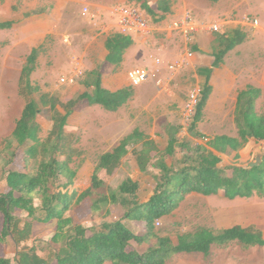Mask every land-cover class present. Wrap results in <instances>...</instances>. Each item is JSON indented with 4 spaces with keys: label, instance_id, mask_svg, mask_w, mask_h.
Segmentation results:
<instances>
[{
    "label": "trees",
    "instance_id": "16d2710c",
    "mask_svg": "<svg viewBox=\"0 0 264 264\" xmlns=\"http://www.w3.org/2000/svg\"><path fill=\"white\" fill-rule=\"evenodd\" d=\"M218 2L219 0H209ZM13 22H0V30L11 28ZM223 39V38H222ZM248 39V34L236 28L232 36L224 38L225 45L217 54L215 66L219 67L224 57L236 46ZM133 43L132 38L121 33L108 38L107 61L119 64L127 48ZM41 47L34 48L27 57L20 77V94L26 98L21 117L12 132L10 142L16 140L18 146H26V150L18 151L17 147L10 152L0 148V175L6 178L9 190L0 192V242L6 243L14 237L17 243L31 238L33 223H48L57 220L56 231L51 242L60 245L48 259L39 256L37 245L20 254L15 261L19 264H166L177 253H202L208 257L213 245H227L237 241L246 248L264 246L262 232L252 231L241 225L226 228L218 233L203 230L192 236H181L175 244L170 237H162L156 232L159 219L172 214L190 193L196 192L210 196L224 191L225 197L249 198L255 193H264V158L260 166L250 168L233 164L221 167V157L207 146L192 145L182 141L176 130L162 133L168 137L165 150L135 130L125 137L112 152L103 154L91 177L89 188L80 192L70 191L75 184L77 170L72 164L76 156L81 155L77 148L79 137L66 131L71 114L77 112V105L87 100L89 105H101L109 111H118L129 102L134 95V87H126L116 92L106 89L102 84V72L97 71L95 79L86 84V89L78 97L67 101L59 100L53 95L41 92L39 85L31 80L37 69ZM207 82L202 88V100L190 130L201 136L197 131L203 110L207 106L212 92L210 77L212 69L205 71ZM94 86L93 92L88 88ZM41 92V93H40ZM40 93V98H34ZM261 89L249 86L241 91L236 110L238 136H216L209 145L220 152L230 154L245 146L250 138L264 139V112L259 113L257 100ZM58 105L64 109L60 112ZM43 111L53 113L49 120L53 121V129L48 140L41 141L42 125L39 115ZM136 156L138 165L143 172L148 167L156 168L155 190L147 202L139 201L140 183L130 176L112 189L109 193H101L105 180L101 172L112 174L130 153ZM42 152V160L34 173L29 170L30 159ZM182 152L179 163L168 158ZM40 152V153H41ZM157 152L155 157L152 153ZM155 160V161H154ZM154 161V162H153ZM152 162V163H151ZM60 185L62 188L60 189ZM101 193V194H100ZM91 198L90 209L95 214L110 215L112 205H121L123 215L116 221H105L100 228L89 229L83 224H75L71 216H66L70 209L79 208L83 202ZM39 199L41 204L35 205ZM27 212L25 219L16 212ZM143 222L144 230L137 233L128 222ZM154 240V242H152ZM151 242L148 248L140 252L134 244L143 245ZM11 258L0 256V264H13Z\"/></svg>",
    "mask_w": 264,
    "mask_h": 264
},
{
    "label": "rangeland",
    "instance_id": "374dc122",
    "mask_svg": "<svg viewBox=\"0 0 264 264\" xmlns=\"http://www.w3.org/2000/svg\"><path fill=\"white\" fill-rule=\"evenodd\" d=\"M221 2L223 3L222 7L224 8L226 6L229 10V14L226 16L223 12L218 17L220 18L219 21H227V23L232 21L233 24L232 27L226 28L228 29L227 34L214 32L217 36L216 42H214V48L217 51L216 54L221 48L225 47L221 43L226 38L223 35L232 36L236 28H240L247 33L248 39L231 51L226 56L221 69L217 70L220 74L213 79L212 94L203 113L202 121L197 129L201 136L194 134L190 130V125L185 123L182 116L189 91L194 87L202 89L204 85L202 81L198 80L199 77L195 75L196 72L190 69L189 63L179 68L178 73L176 72L177 74L187 72L181 78L170 74L162 75L170 83V88L173 90L172 93L170 91H163L164 87L157 85L154 80H149L152 82L150 85L152 87L150 89L151 93L141 95L138 99L134 98L126 108L128 115L130 114L132 119L127 123L130 124L131 129L136 127L143 132L153 133L157 137L161 149H164L167 145V139H160L156 135V130L166 127L167 123H169L168 119L163 120L160 118L163 115L173 117L174 123L178 125L174 128L177 129L178 137L182 141H186L192 145H208V142L215 135L219 134L236 135L238 131L235 122L237 94L248 84L256 85L262 89V95L258 102V110L260 113L264 112V0H222ZM246 15L253 19H258L259 25L256 27L246 25L244 22V16ZM66 38L65 35L61 37L49 35L44 46L47 47L48 51H53L57 46L58 48L63 46V51H65L67 47L71 46L66 42ZM2 40L0 46L4 49L2 54H0V148H4L7 153L15 147H17L18 151L28 148V145L19 147L16 140L9 141L12 138V132L21 117L27 101L20 94L19 81L20 69L25 54L21 55L18 60L12 61L6 52L9 46L12 45L11 40L7 36L3 37ZM46 60L48 70L42 74L41 79H49L50 81L49 83L43 84L45 87H40L41 92L49 93L59 100L67 101L78 97L86 89V84L95 79V73L92 77L91 74L88 75V72H83L84 75L82 78L74 85L62 84L60 79L74 71L65 72V69H62L64 65L63 58H61L59 63L52 56H49ZM179 88H181L179 97L175 101L173 100V104H171L172 102L168 103L166 100H162L163 95L166 94L169 98V94L176 93ZM40 93L35 94L34 98L39 100ZM58 109L62 113L65 112L61 105H58ZM76 111L75 115L77 118L74 120L75 124H80L81 126L87 125L89 132L97 129L101 115V109L99 107L91 106L87 100H82L77 105ZM136 111L142 113L143 120L134 121ZM52 115L53 113L50 111H43L39 115V121L42 125L40 133L41 141L48 140L52 132L54 124L53 121L49 120V117ZM86 134L87 132H84V139L86 138ZM79 135L81 133L76 136L79 137ZM80 138H82V135ZM81 148L83 149H81V155L74 158L72 166L77 171H86L85 160L90 159L92 163H95L97 155H100L101 152L92 151L90 145H84ZM40 152L30 159L29 170L32 173L36 171L42 160V152ZM258 153H264V140L253 141V138H251L239 151L230 154H221V162L219 165L221 167H228L237 164L247 167L252 162H255ZM135 157L132 154V149H130V153L126 157V164L118 168V170H115L112 174H107L106 172L100 173V176L105 180V186L100 191L101 193H109L112 189H116L123 179L132 175L133 179L140 183L141 192L139 194V201L147 202L152 197L156 185L154 174L158 173V170L149 165L148 171L143 172L137 164ZM181 157L182 152L179 151L174 159L169 157L168 162L175 160L179 163ZM0 164H3V162H0ZM94 169L91 166L87 169L90 177ZM61 188L62 185H60ZM219 200L216 199L214 204L219 205ZM233 201L227 202L233 204L227 207L225 210L227 211L226 214L215 211L223 202L215 207V209L212 207L209 209V207L205 206H199L198 208L184 206V208H178L172 214L157 221L156 232L162 237L172 238L175 244L178 243V238L181 236L196 235L198 232L206 229L218 233L220 230L217 229L236 224L252 231H260L264 235V193H255L252 197L238 198ZM90 202H92V199L88 198L85 204L75 212L76 221L82 222L89 229L100 228L105 221H116L114 218L115 215L117 216V220L122 216L115 208H113L107 217L102 214H95L90 209L88 204ZM218 219L221 221L218 222ZM218 223L221 224L219 225ZM129 225L133 231L137 233L143 232V223L129 222ZM53 230V223L48 225L41 224L39 230L36 232L34 242L37 245V252L45 258L53 255L54 250L60 249V245L51 242ZM150 244L151 242L143 245H134L140 252H143ZM106 264L112 263L108 261ZM166 264H264V246H251L246 248L243 244L234 241L222 246L213 245L212 253L208 257L195 252L177 253Z\"/></svg>",
    "mask_w": 264,
    "mask_h": 264
},
{
    "label": "crops",
    "instance_id": "0c3cea01",
    "mask_svg": "<svg viewBox=\"0 0 264 264\" xmlns=\"http://www.w3.org/2000/svg\"><path fill=\"white\" fill-rule=\"evenodd\" d=\"M221 1L222 0H219L214 3L209 0H0V22H13L11 28L0 30V42L3 41V37L6 36L11 40L12 45L9 46V49L6 52L12 61L16 59L18 60L21 55L25 54L22 67L20 69V77L27 57L30 55L31 51L34 48L41 47V52L37 62V69L33 72L31 77L32 82L39 85L41 88L45 87L43 84L49 83L50 81L49 79H41L42 74L48 70L46 59L49 58V56H52L57 63H59L61 58H63L64 65L62 66V69L64 68L65 72H75L79 69L84 73L88 72V75L91 74L93 77L94 73L101 71L103 86L110 91L116 92L131 86L128 73L132 68L138 66L149 67L150 69H159L162 75L170 74L175 77H183L187 74V72L177 74L180 69L170 71L168 69V64L176 63L182 60L185 54L189 53V51L193 53V56L188 59L190 69L196 72L195 75L199 77L198 80L202 81L204 85L207 82V75L205 74V71L212 69L210 84L213 86V79L220 74L217 70L221 69L224 62L223 61L219 67L215 66L217 51H215L214 42H216L217 36L213 31H203L202 33L196 35L193 39L189 40L185 35L175 30L172 23L176 21H183L188 13L192 14L198 22L205 21L212 23L219 21L220 18L218 17L221 16L223 12L226 16L229 14V10L226 6L224 8L222 7L223 3ZM121 6L139 7L150 20V31L146 35L135 34L134 36H131L130 38H132L133 43L125 51L122 61L119 64H112L107 61L110 53L107 48V41L110 36L119 33L118 15L115 11ZM85 8L88 9L87 13L84 12ZM232 24V21L228 23L226 22L219 33L227 34L228 29L226 28L232 27ZM49 35H55L57 37L65 35V37H67L66 42L71 46L67 47L65 51H63V46L59 48L57 46V48L55 47L53 51H48L44 44ZM223 36L229 37L228 35ZM3 49L4 48L0 46V54H2ZM230 52H228V54ZM228 54L226 56H228ZM226 56L224 57V60ZM157 60H159V64L156 63ZM151 84L152 82L147 81L138 86H133V98L118 111L106 110L98 104L92 105L101 109L100 123L95 131L89 132L87 125L81 126L80 124H75L74 120L77 118L75 112L71 114L68 120V125L66 126V131L70 134H74L75 136L81 133L82 138H80L81 135H79V142L76 145L77 148L81 150V146L90 145L92 151L101 152L100 155H97L95 163H92L90 159L85 160L84 164L86 171H77L75 184L70 187L71 192L76 189L83 192L89 188L92 174L90 177L87 169L90 168V166L95 168L103 154L112 152L117 146H119L120 142L125 137L133 133L135 130L141 131L147 139L154 141L160 148L158 139L153 133L143 132L136 127L131 129L130 124H127L131 119V115H128L126 109L127 106L130 105L134 98L138 99L141 95H148L151 93ZM249 86L260 88L253 84H248L243 87V89H241L237 94L236 110L239 93L247 89ZM93 89L94 86H90L88 88V90H90L89 92H93ZM180 90L181 88L177 89L174 94H171L173 90H170L171 93L169 94L170 96L168 95L169 98L165 94L163 95L162 100H166L168 103L172 102L171 104H173V100L175 101L178 99ZM163 91L167 92L165 88ZM260 98L257 100V108ZM205 109L203 110V113ZM160 118L163 120L168 119L169 123H167L166 127L158 128L156 130V135L160 137V139H167L168 145L169 138L163 137L161 134H168L172 130H177L174 128L178 125L174 123L173 117L169 115H163ZM137 120H143L142 113L140 111H136L134 121ZM84 132H87L85 139L83 138ZM222 135L228 134H219L215 135V137ZM228 136L236 137L238 136V131L236 135ZM256 140L257 139L253 138V141ZM210 141L208 142V145L203 146H207L220 157L221 154H226L211 147L209 145ZM167 145L164 149L160 148V150H165ZM130 149L133 150V147H130ZM156 154L157 152H153L152 157H155ZM126 157H128V155L123 158V161L118 168L126 164ZM118 168L116 170H118ZM129 176L132 177V175ZM0 186L2 188L0 192H7L9 190L6 178L0 177ZM140 192L141 187L139 189V194ZM216 199H220L219 205L223 202V204L215 210L222 214H226L227 211L225 210L227 207H230L231 204H233L227 202H234L233 200L225 197L224 191H220L219 193L210 196L193 192L186 196L178 208H184V206L196 208L199 206H205L209 207V209L210 207L215 209V207L219 206L214 204ZM85 201L82 206L85 204ZM90 203H88L89 206L91 205ZM40 204L41 201L36 199L35 205L39 206ZM79 208L70 209L67 211L68 214L66 213L67 217L71 216L74 219L75 224H82V222L76 221L75 212ZM113 208L123 215L124 209L121 205H112L110 207V212H112ZM16 214L21 218H26L28 215L27 212L23 210H18ZM114 218L117 220L116 215ZM219 221L221 220L218 219V222ZM51 223L54 224L53 236L57 220H53L48 223L34 222L32 235L29 240L19 244L15 241L14 237H10L6 243L0 242V256L11 258L13 264H19L15 261V258L19 259L20 254L23 251L29 250L34 246L33 242L40 225H48ZM134 223H136V221H134ZM218 224L220 225L221 223ZM233 226H223L222 229L219 228L217 230L222 231ZM39 256L44 259H48L43 257L41 254H39Z\"/></svg>",
    "mask_w": 264,
    "mask_h": 264
},
{
    "label": "built area",
    "instance_id": "2783aa9c",
    "mask_svg": "<svg viewBox=\"0 0 264 264\" xmlns=\"http://www.w3.org/2000/svg\"><path fill=\"white\" fill-rule=\"evenodd\" d=\"M84 10L85 13L88 12L87 8ZM115 13L118 15L119 33L129 37L134 36L135 34L146 35L149 33L150 20L139 7L121 6L120 8L116 9ZM226 22H198L192 14L188 13L183 21H176L172 23V26L175 30L182 33L187 37V39L190 40L203 31L220 32ZM244 22L246 25H252L253 27L259 25L258 19H253L248 15L244 16ZM192 56L193 53L189 51V53L185 54L182 60L176 63L168 64V69L170 71L178 70L179 68L186 65V63H188V59H190ZM156 63L159 64V60H157ZM83 75V71L78 69L77 71L62 77L60 82L62 84L73 85L77 83ZM128 77L131 86H138L149 80H154L157 85L164 87L167 91L171 90L170 83L162 76L159 69H150L149 67L142 66L134 67L129 71ZM201 91L202 90L199 87H194L189 91L188 99L182 113L183 119L187 125H191L195 119L198 106L202 100Z\"/></svg>",
    "mask_w": 264,
    "mask_h": 264
},
{
    "label": "water",
    "instance_id": "95a60500",
    "mask_svg": "<svg viewBox=\"0 0 264 264\" xmlns=\"http://www.w3.org/2000/svg\"><path fill=\"white\" fill-rule=\"evenodd\" d=\"M263 158H264V153H259V154L257 155V157H256L255 162H252V163L249 165V167H250V168H253V167H255V166H260L261 163L263 162Z\"/></svg>",
    "mask_w": 264,
    "mask_h": 264
}]
</instances>
